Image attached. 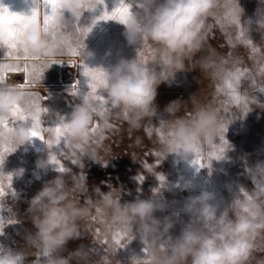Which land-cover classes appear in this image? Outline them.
<instances>
[{
    "label": "rangeland",
    "instance_id": "374dc122",
    "mask_svg": "<svg viewBox=\"0 0 264 264\" xmlns=\"http://www.w3.org/2000/svg\"><path fill=\"white\" fill-rule=\"evenodd\" d=\"M239 4L243 12L238 24L222 26L223 11L207 18L208 31L202 48L191 59H185V70L176 72L157 87L152 118L142 119L135 127L124 112L109 104L104 105V117L94 116L89 125V144L95 149L99 162L81 155L78 150L68 151L64 138L60 144L49 147L41 139L32 137L14 152L5 154L0 173L9 174H0V187L4 193L0 196V254L7 251L23 253L20 264H40L42 258L29 243V237L36 229L28 208L31 198L57 176H61L69 187L74 182L84 184L86 195L94 201L110 189L119 190L121 205L151 200L156 205L153 218L160 221L161 228L166 218L173 222L169 231L173 239L189 221V215L184 211L189 198L208 191L215 196L212 203L223 209L240 195L242 188L252 190L248 169L257 162H264V91H261L264 89V32L256 30L255 25L258 0H239ZM137 55L145 62H151V49L126 51V59L137 58ZM209 58L214 62L222 60L224 67L233 74L237 70L243 73L235 85L236 94L241 98L239 103L232 102L226 81L214 77L211 69L199 67ZM39 66L43 76L30 75L31 79L47 82L57 76V66ZM112 67L89 68L111 70ZM3 70L0 68V75ZM71 88L48 85L47 96L25 93V99L38 102L42 129L53 128L61 120L67 122L73 107L91 91L75 87L72 91L79 89V92L71 95ZM97 92L106 99L103 88H98ZM176 100L183 103L174 118L189 116L197 106L211 107L218 112V137L205 146V155L199 158L198 164L174 154L166 157L162 150L157 129L161 120L174 119L165 109ZM91 102L100 106L96 101ZM8 124L13 126L11 116ZM26 126H31L30 119ZM41 134L45 141L54 140L48 131ZM10 146L14 148V140ZM210 153L214 155L210 157ZM52 156H56L66 172L57 171L53 163L42 169L37 167L38 161L50 158L51 162ZM141 177L144 178L142 182L138 180ZM80 198L83 203L84 196ZM92 217L83 225L81 237L70 240L61 255L67 256L82 248L93 262L100 261V264H130L133 256L142 257L141 264H151L147 252L143 251L137 224H133L132 232L117 233L106 230L107 218L103 214L97 215L93 210ZM117 234L121 236V244L125 245L122 248L115 243ZM253 244L245 264H264V230L253 239Z\"/></svg>",
    "mask_w": 264,
    "mask_h": 264
},
{
    "label": "clouds",
    "instance_id": "9594fccd",
    "mask_svg": "<svg viewBox=\"0 0 264 264\" xmlns=\"http://www.w3.org/2000/svg\"><path fill=\"white\" fill-rule=\"evenodd\" d=\"M134 3L137 11H131L133 4H127L129 15L124 22H117L124 25V35L130 45L139 44V49L151 46V62L137 55L135 59L121 58L111 70L97 69L103 72L106 104L124 112L129 122L138 127L142 119L155 115L153 103L157 87L176 72L185 70V59H191L202 48L208 31L207 18L223 11L222 26L238 24L243 9L239 0H134ZM61 4L64 10L78 16L82 14L85 0H61ZM64 19L62 14L55 17L58 24H63ZM255 25L256 30L264 32V0H258ZM24 40L31 53L41 59L50 58L54 52L55 45L45 39L37 23L28 27ZM83 55L86 60L93 53L85 50ZM52 64L60 63L53 61ZM199 67L211 69L213 76L222 81L233 75L222 60L214 62L209 58ZM73 88L75 84L70 89L71 95H74ZM24 102L25 93L19 87H0V114L6 115L12 107ZM182 103L172 101L165 111L174 118ZM97 115L105 116L102 106L94 105L86 94L73 107L67 122H63L67 133L65 148L70 152L78 150L94 162L99 161L89 144V125ZM218 127V112L211 107L197 106L187 117L161 120L157 131L166 157L174 154L193 163L205 155V146L218 137ZM11 137L15 141L13 152L32 138L23 122L17 124ZM49 163L50 158L41 160L37 167L42 169ZM248 172L252 190L242 188L228 207L221 209L213 204L215 196L208 191L189 198L184 206L189 221L175 239L169 235L173 227L170 219L166 218L161 228L160 221L153 218L156 205L151 200L121 205L119 190L110 189L94 201L86 195L84 184L74 182L69 187L57 176L30 200L28 212L36 231L29 237V243L42 258L40 264H100V261L93 262L82 248L67 256L61 255L70 240L81 237L83 225L93 218L95 210L97 215L107 218L106 230L128 233L137 224L143 251L146 249L151 264H245L254 248L253 239L264 230V162H257ZM81 196H84L83 203ZM22 256L23 253L4 252L0 254V264H20ZM141 260L142 257L133 256L130 264H141Z\"/></svg>",
    "mask_w": 264,
    "mask_h": 264
},
{
    "label": "snow or ice",
    "instance_id": "6c2138e0",
    "mask_svg": "<svg viewBox=\"0 0 264 264\" xmlns=\"http://www.w3.org/2000/svg\"><path fill=\"white\" fill-rule=\"evenodd\" d=\"M104 0H85V4L82 6L84 10L95 9L97 4H103ZM40 7V6H39ZM38 8H33L30 15H23L12 13L9 11V8L4 5L3 0H0V49L7 48L8 56L13 59L22 58L26 61L38 60L39 57L31 53L28 49L27 44L24 40V33L27 31L28 27L31 24L36 22ZM44 8L46 9L44 15V27L43 33L45 39H47L51 44L55 45V48L60 47L61 53L63 54V46L71 47V40L66 38V30L61 31V28L65 29L66 25L56 23L55 17L61 13V9H63L60 0H44ZM130 9L124 0H121L118 7H116L111 13H109L106 9L103 13L97 18L98 20H119L120 22H124L129 15ZM80 15L76 16L77 20ZM96 20H93L92 24L95 25ZM77 30L82 31L84 36L92 30L91 26L84 27L80 29L77 27ZM243 31L241 35H243ZM250 43V41H249ZM17 53L22 54L21 56H17ZM72 55H78V52L75 48L71 49ZM43 67H50V65H44ZM75 67H79L81 69V74L87 78L88 88L91 91H88L86 94L89 97L90 101H96L100 106H102V110L105 111L104 105L106 104L105 98L102 94L97 92L98 88H104L105 81L103 72L100 69H92L89 68L85 63L81 65H76ZM0 68H7L8 71L11 72H19L25 71L30 75H34L36 77H42L43 72L42 68L39 65H28L25 64L21 67L19 64L13 65H3L0 64ZM243 75L239 70L236 71L232 77L226 81V87L231 90V100L232 102L239 103L240 96L236 94L235 85L238 84L240 77ZM4 77L0 75V84H3ZM76 84H79V81H76ZM261 91H264L262 89ZM74 95L78 94V92H74ZM43 111L46 113L47 109L44 108ZM12 117V127H9L8 118ZM41 109L38 105L36 99H25L23 105H16L12 107L9 112L5 114H0V165L3 164L5 160V154L14 150L10 145L13 140L11 137L12 132L15 130L18 122L27 123L29 119L31 120L30 136L37 137L41 140H44L42 131H48L52 133L54 136L53 141H47L49 147L53 146V144L58 145L61 142V138L66 137V127L61 120V123L53 128H41ZM95 131V129H93ZM214 155V153H210ZM219 159V157H217ZM51 163L57 166V171L63 173L66 172L65 167L60 165V162L57 160L56 156L51 157ZM194 164L199 163V159L193 162ZM143 177L139 178V181H143ZM161 180L164 177H160ZM11 180V177H9ZM3 189L0 187V196H2ZM121 236L117 234L115 237V243L119 246V248L124 247L125 245L121 244ZM146 253V249L144 250Z\"/></svg>",
    "mask_w": 264,
    "mask_h": 264
},
{
    "label": "crops",
    "instance_id": "0c3cea01",
    "mask_svg": "<svg viewBox=\"0 0 264 264\" xmlns=\"http://www.w3.org/2000/svg\"><path fill=\"white\" fill-rule=\"evenodd\" d=\"M4 5L9 8L12 13L30 15L33 8H38L36 22L40 25L43 30L44 27V15L46 9L44 8V0H3ZM61 2V0H60ZM121 0H104L103 4H97L95 9L81 10V15L77 20L76 16L67 10L61 9V13L64 16L63 24L66 28H61V31L66 30V38L71 40V47L63 46V54L61 48L57 47L50 58L45 57L43 59L26 61L22 58L13 59L8 56V49H0V64L8 65L19 64L23 67L25 64L28 65H50L53 61L60 64H52L58 67L57 76L51 81H35L30 78V74L25 71L11 72L7 68L1 72L4 77V86H15L19 87L24 93L35 92L42 96H47L46 88L48 85L51 86H72L80 87L85 90H91L88 88L87 78L81 74V69L75 67L76 65L86 64L88 67L91 66H115L121 58L126 59V51H146L151 49V46L143 47L141 49L139 44H129L124 32L125 27L123 24L117 22L119 20H98L97 18L106 9L111 13L116 7L119 6ZM126 4H133L131 11L136 12L134 0H124ZM96 20L93 26L92 22ZM62 25V24H61ZM91 26L92 30L84 36L82 31L77 30L84 27ZM75 48L78 55H72L71 49ZM93 53V56L88 59H84V51ZM22 54L17 53V56ZM125 56V57H124ZM136 57H133L135 59ZM71 65V66H69ZM79 84H76V81Z\"/></svg>",
    "mask_w": 264,
    "mask_h": 264
}]
</instances>
